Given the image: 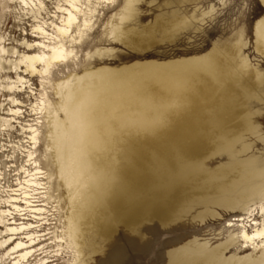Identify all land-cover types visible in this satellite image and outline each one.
I'll return each mask as SVG.
<instances>
[{
	"label": "rangeland",
	"instance_id": "obj_1",
	"mask_svg": "<svg viewBox=\"0 0 264 264\" xmlns=\"http://www.w3.org/2000/svg\"><path fill=\"white\" fill-rule=\"evenodd\" d=\"M52 1H46L50 11ZM122 2L97 8L89 29L72 46L73 56L54 65L43 85L48 103L57 100L56 81L72 84L80 77V85L90 83L94 88L96 100L90 113L98 119L99 142L88 148L87 157L93 176L105 175L97 202L77 209V257L68 244L51 238L45 240L48 255H57L49 260L51 264H237V257L251 250L236 238L229 222L244 208L221 188L229 186L240 166L264 168V44L255 30L264 4L261 0H133L129 9L115 16ZM12 5L0 3V35L5 46L22 50V39H32L31 18ZM110 18L116 31L106 29ZM151 73L167 74L175 81L183 77L184 92L178 98L159 96ZM8 75L14 77L12 72ZM29 83L32 94L27 88L15 91L23 101L22 114L12 119L7 133L0 131V150L11 155L9 163L1 166L2 182L11 187L24 175L19 164L24 162L21 150L27 143L19 124L36 116L31 106L42 91L38 76ZM120 86L128 92L138 89L144 102L125 100L119 114L105 113L114 97L105 90ZM7 95L0 90V116L8 114ZM117 115L125 120L117 121ZM100 118L106 119L110 132L102 130ZM38 120L34 151L49 174L42 181H47L52 200L65 188L47 161L49 116ZM156 126L157 131H152ZM162 152L170 162H199L202 175L190 176L169 199L159 201L163 178L153 177L147 186L141 182ZM66 212L60 202L40 228L59 234ZM7 263L2 256L0 264Z\"/></svg>",
	"mask_w": 264,
	"mask_h": 264
},
{
	"label": "bare ground",
	"instance_id": "obj_2",
	"mask_svg": "<svg viewBox=\"0 0 264 264\" xmlns=\"http://www.w3.org/2000/svg\"><path fill=\"white\" fill-rule=\"evenodd\" d=\"M46 1L50 0H0L2 5L8 7L13 4L12 8L17 7L23 16L27 14L31 18L29 28L32 37L30 40L22 37L19 44L23 49L20 51L14 45L5 46L4 36L0 35V90L7 92V100L10 103L6 114L9 117L0 116V127L3 126L0 131L4 130L7 133L12 127V119L22 114L19 106L23 101L16 97L15 91L20 92L27 88L32 94L34 88L31 87L29 80L33 76H38L42 88L38 100L31 106L36 116L30 122L24 121L23 124H19L27 144L21 150L25 157L24 162L19 164V170L24 175L16 178V187L2 182L4 169L2 170L1 166L9 163L11 155L0 150V258L5 256L8 259L7 264H51L52 260L49 258L57 255H48L50 251L45 240L51 238L53 242L68 244L74 249V256L77 257L79 244L77 209L97 202L102 195V183L105 180L102 173L97 177L93 176L87 157L88 148L99 142L96 134L98 119L96 120L90 113L96 100L94 88L90 83L80 85V77L72 84H68V80L56 81L53 89L57 100L48 103L43 85L48 83V75L54 65L73 56L72 46L78 43L82 33L89 29L91 18L97 13V8L102 3L113 5L117 0H53L51 2L53 5H50L53 8L51 11ZM122 1L120 8L115 11V16H120L124 10L129 9L133 0ZM261 1L264 4V0ZM18 19H22L20 15ZM106 26L108 32L117 30L111 18ZM255 30L256 38L264 44V15L256 20ZM11 72L14 77L8 75ZM151 74L159 96L175 94L178 98L180 92H184L183 77L175 81L167 74L165 76ZM186 83L190 86V81ZM126 89L120 86L108 87L105 90L112 92L114 96L113 100L107 103L105 113L117 111L119 114L125 100L135 104L144 102L145 98L138 89L133 92ZM45 115L49 116L50 120L48 130L50 150L47 161L51 165L52 173L65 188L64 192L59 191L52 200L51 194H48V185H45L47 181H42L47 179L49 174L40 165L34 151L38 143L37 126L41 122L38 118ZM116 119L120 122L123 118L117 115ZM100 120L102 130L110 132L106 119ZM151 130L157 131V126ZM150 170L149 174L143 175L141 185H150L153 177L163 178L165 183L161 191L162 199L159 201L169 199V196L184 185L190 176L202 175L199 162L190 165L170 162L164 152L159 153L157 160L151 162ZM221 190H225L230 198L236 197L235 205H242L244 208L241 215L232 217L234 222H229V225L234 230L236 238L251 251L238 256L236 263L264 264V168L252 166L236 168L229 186ZM54 201L55 204H52ZM60 202L66 207L67 212L59 234L53 229L49 231V228L48 231H43L40 227L46 223L48 219L46 216L57 211V204ZM22 211L27 212V216H24L25 213H21ZM16 215L22 216L16 220ZM49 233L51 235L45 237ZM74 264L83 262L78 261Z\"/></svg>",
	"mask_w": 264,
	"mask_h": 264
},
{
	"label": "snow or ice",
	"instance_id": "obj_3",
	"mask_svg": "<svg viewBox=\"0 0 264 264\" xmlns=\"http://www.w3.org/2000/svg\"><path fill=\"white\" fill-rule=\"evenodd\" d=\"M255 2H256V3H259V2H260V0H255ZM189 35H190V34H189ZM183 38H184V37H182V36H181V37H179V39H181V40H183ZM262 78H264V77H262ZM262 151H264V149H262Z\"/></svg>",
	"mask_w": 264,
	"mask_h": 264
}]
</instances>
